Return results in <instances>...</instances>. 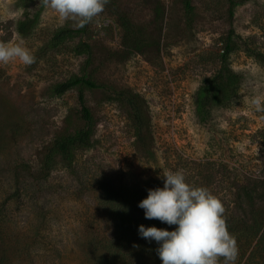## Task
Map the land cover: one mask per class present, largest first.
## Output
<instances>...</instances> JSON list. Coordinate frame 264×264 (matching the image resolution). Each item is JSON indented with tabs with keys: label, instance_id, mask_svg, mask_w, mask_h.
Instances as JSON below:
<instances>
[{
	"label": "rangeland",
	"instance_id": "obj_1",
	"mask_svg": "<svg viewBox=\"0 0 264 264\" xmlns=\"http://www.w3.org/2000/svg\"><path fill=\"white\" fill-rule=\"evenodd\" d=\"M191 1L189 16L184 0H109L78 28L42 0H0V44L21 43L35 57L0 63V264H97L118 239L107 191L147 197L167 171L208 188L225 212H240L245 177L264 180V112L250 103L264 95V0H236L233 18L227 0ZM119 15L152 46L131 52ZM62 30L75 33L56 44ZM225 56L242 84L230 105L202 110L197 101ZM83 77L99 86L85 89L92 146L42 178L54 139L84 126L79 89L56 88ZM127 90L146 103L148 151L136 147L130 110L113 96Z\"/></svg>",
	"mask_w": 264,
	"mask_h": 264
},
{
	"label": "trees",
	"instance_id": "obj_2",
	"mask_svg": "<svg viewBox=\"0 0 264 264\" xmlns=\"http://www.w3.org/2000/svg\"><path fill=\"white\" fill-rule=\"evenodd\" d=\"M230 5V16L233 18L238 5L236 0H227ZM187 14L193 15L194 8L191 0H184ZM121 27L125 34V45L131 52H142L152 46L150 40L142 35L131 20L119 15ZM74 31L62 30L55 35L54 42L61 44L71 38ZM227 46V51L233 45ZM88 54L90 47L86 46ZM258 59L264 63V54H257ZM243 76L233 70L227 56L222 60V67L215 78L206 82L197 105L202 109L214 106H228L238 93ZM79 89V102L84 126L74 133L57 136L46 149L39 174L48 178L58 159L65 164H71L77 151L92 146L96 124L85 97V89H98L99 86L89 79L76 78L60 84L56 88L58 95ZM116 99L130 110V119L135 131L136 147L148 151L151 146L150 117L144 99L138 94L127 90L113 94ZM108 201L113 217L118 223V239L105 244L101 259L97 264H162L156 254L158 247L155 241L148 242L140 237L138 228L156 226L173 230L167 224L157 219H146L144 210L138 207L145 196H131V198L114 195L107 191ZM235 201L240 205V212L233 210L224 213L229 233L236 239L238 257L236 264H264V180L245 179L237 186ZM108 202V203H109ZM176 227V226H175ZM222 264V263H221Z\"/></svg>",
	"mask_w": 264,
	"mask_h": 264
},
{
	"label": "clouds",
	"instance_id": "obj_3",
	"mask_svg": "<svg viewBox=\"0 0 264 264\" xmlns=\"http://www.w3.org/2000/svg\"><path fill=\"white\" fill-rule=\"evenodd\" d=\"M45 7L62 19L76 22L82 28L99 16L109 0H42ZM19 60L31 65L35 57L21 43L0 44V63ZM257 112H264V95L251 97ZM138 207L146 219H157L173 230L140 225L138 234L158 245L156 254L162 264H236L238 246L227 229L222 201L208 188L195 186L183 172L167 171L163 187L148 189Z\"/></svg>",
	"mask_w": 264,
	"mask_h": 264
},
{
	"label": "built area",
	"instance_id": "obj_4",
	"mask_svg": "<svg viewBox=\"0 0 264 264\" xmlns=\"http://www.w3.org/2000/svg\"><path fill=\"white\" fill-rule=\"evenodd\" d=\"M109 25H110V22L107 21V20H103L101 23H99V26H100L101 28H103V27H108Z\"/></svg>",
	"mask_w": 264,
	"mask_h": 264
}]
</instances>
